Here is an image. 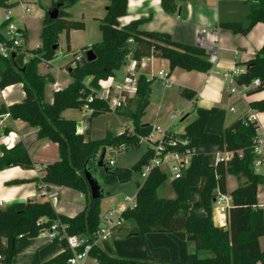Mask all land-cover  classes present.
<instances>
[{
    "label": "trees",
    "instance_id": "obj_1",
    "mask_svg": "<svg viewBox=\"0 0 264 264\" xmlns=\"http://www.w3.org/2000/svg\"><path fill=\"white\" fill-rule=\"evenodd\" d=\"M77 0H52V7L61 4L59 15L49 18L47 11L42 19L40 31L41 43L32 49L22 47L20 51L8 57L0 56V88L12 84H22L25 92L21 102L1 105L0 114L8 113L14 119L28 122L37 128V138H46L58 145L59 158L44 165L41 181L47 186L57 185L72 188L84 194L86 203L83 210L74 216L57 212L49 199L18 201L6 206L0 205V255L1 264H11L16 254L17 243L23 239L35 238L58 223L65 227L68 235H77L91 240L100 227V202L105 194L92 198L85 172L89 171L99 182L125 183L132 179L134 172H141L153 157V149L147 146L144 154L131 167H112L106 160L98 165V156L108 147L119 148L124 145L136 147L142 137L153 131V126L143 123L150 101L153 80L140 73L137 91L129 97L127 105L114 111L127 115L133 123L132 129L125 126L120 133L107 131L103 137L87 138L77 131V123L63 116L66 109H79L85 103L90 88L99 89L100 82L114 76L115 71L125 64L129 55L137 61L159 57L167 59L169 71L183 68L187 71L209 72L213 68L206 50L202 47L175 41L167 32L141 29L144 19H136L121 24L120 18L127 14L128 0H109L106 14L99 19L101 40L91 46L96 56L93 61L86 58L70 68L72 81L54 92L51 103L45 100L46 84L53 81L51 74H40L38 65L42 61L54 59L59 47V35L85 28L82 20L70 18L66 11ZM4 0H0L3 4ZM178 0H161L167 13H174ZM249 5L248 23L242 21L221 22L222 28L233 33L247 34L258 22L264 23V0H246ZM12 5V4H11ZM48 10V9H47ZM27 38V31H25ZM0 38L5 39L0 29ZM130 42H133L131 46ZM246 70L236 77L239 85H250L259 79V85L252 87L249 93L264 90V44L246 63ZM87 78H90L86 84ZM181 94L188 99L196 92L182 89ZM251 109L264 113V98L249 103ZM91 115L97 116L112 111L108 104L95 99L89 106ZM218 107H194L195 117L188 121L184 131L175 136L187 138L192 149L189 165L182 170L180 177L170 180L174 197L158 194V189L169 179L170 174L153 167L142 184H138L135 195L136 205L123 212L124 223L113 228L112 236L93 246L89 254L98 264H264V249L259 239L264 235V210L258 206V185L264 183V177L255 171L256 154L253 140L258 135L259 123L244 114L225 126L220 132L206 130L209 118L218 112ZM172 134V132H169ZM202 144L217 145L222 152H233L230 159H220L216 164H208L197 148ZM0 170L21 166L32 168L35 162L26 146L18 142L12 148L2 147ZM243 177L244 181L236 187L230 196L232 204L228 212V226H217L213 222V202L217 192L228 193L227 176ZM11 181L8 183H17ZM198 188V197L191 200L189 191ZM202 209L205 214H178L180 210ZM151 232L171 233L194 245L195 250L185 260L150 258L139 260L119 257L114 241L136 236L146 242ZM64 250L43 264H66L72 255L66 239L61 240ZM202 251L203 255L199 254Z\"/></svg>",
    "mask_w": 264,
    "mask_h": 264
},
{
    "label": "crops",
    "instance_id": "obj_2",
    "mask_svg": "<svg viewBox=\"0 0 264 264\" xmlns=\"http://www.w3.org/2000/svg\"><path fill=\"white\" fill-rule=\"evenodd\" d=\"M108 4L109 0H77L66 9L71 19L82 20L85 24L84 29L71 30L69 32L70 50L67 48V34L62 32V34L59 35V40L60 36L64 35L66 39V49L68 51L77 49L74 46V37L76 34L84 33L90 28L95 29L96 38L84 42V44H81L79 47H88L101 40L99 19L103 18L106 14ZM30 7V9H33V5ZM48 7V9H51L52 3L51 6ZM248 12L249 5L246 3V0H178L177 9L174 13L165 12L162 8L161 0H128L127 14L120 18L121 24H127L136 19H144L140 26L143 30L167 32L175 41L204 48L208 56L213 49L217 48L218 50L217 61L213 64V68L209 72L187 71L180 67L175 68L171 72V83L180 87V93L184 88L196 92L195 97L191 100L188 99L192 107V115L190 112L184 115L181 119V129H176L173 123L160 129L158 126L161 125L159 121H143V123L151 124L153 129L154 127L158 129L157 134L154 133V130L152 131L154 137L160 136V134L168 128H171L175 133H182L186 123L195 117L193 109L197 106L205 108L216 106L219 109L216 115L211 116L207 122L206 130L209 132L218 133L238 117L244 114H250L255 116L260 126L259 133L264 135V113L257 112L249 106L251 101L264 98V90L250 94L249 90L254 86L251 85L247 88H243L242 85L237 83V91L231 92L224 76L228 74L234 76L236 79L240 73L246 70L245 63L250 60L264 44V23L262 22L256 23L247 34L233 33L220 26L221 22L227 21H242L247 24ZM22 24L23 26H18L25 28L28 39L27 25L25 22H22ZM130 44L131 46L134 45L133 42H130ZM130 58L131 55H129L125 64H123L119 70L115 71L113 81H120L123 78L127 71ZM46 63L52 65L50 62ZM142 63H144V65L141 64L138 67V73L148 75L151 72L156 73L161 69L166 72L169 71V62L164 58H145ZM70 65H75L72 57L61 64L59 66L60 69L56 72L46 73L53 76V81L50 82L52 87L51 92L47 93L45 87V100L47 102L51 103L53 101L54 92L65 88L72 81L69 69ZM39 66L40 63L38 65V72L43 74L40 72ZM235 69L239 70L238 75L234 74ZM64 72L68 74V78L62 80L60 76L64 74ZM151 95L152 89L150 97ZM24 96L25 92L22 84H12L6 89L4 96H0V106L3 104L8 106L21 102ZM227 106H229L232 115L226 117L224 108ZM75 111H79L81 114L76 115ZM91 112L92 109L82 106L79 109H66L63 112V116L75 120L77 123V131L87 138H92L93 118L95 116H92ZM218 115H220L218 117L220 120L219 128L213 129L208 127L209 123ZM0 119L2 120V124L0 125V155L2 154L1 148H7L5 137L12 133L14 140L10 148L18 142L23 143L35 162V166L32 168L11 166L0 170V205L6 206L13 202L27 201L28 199H46L44 196L40 195V191L43 187L41 177L44 174V165L54 162L59 158L57 153L58 145L46 138L38 139L37 128L31 126L28 122L14 119L6 114H0ZM128 127L132 129L131 126ZM206 145L207 144L200 145L197 148V152L204 155V159L208 164L214 165L218 161V154H223L224 152L220 151L218 146L214 144V149L205 150L204 146ZM207 156L212 160L208 161ZM41 167H43V169H40ZM259 174H262L264 177V165L260 167ZM170 180L171 179L168 180L169 184ZM11 181L20 182L8 183ZM243 181V177L229 174L227 176V194L230 195V192L242 184ZM46 188L59 192L57 200L51 201L57 212L68 216H74L84 209L86 200L83 193L65 186L50 185L46 186ZM163 191L166 193L167 197H174L175 195L173 189H170L168 185L163 188ZM136 192L132 197H135ZM189 197L191 200L197 199V187H192L190 189ZM262 204H264V183L258 185L259 207H262ZM262 208L264 210V207ZM190 213L205 214L202 209H191L189 211L180 210L178 212L181 216H186ZM212 218L215 225L228 226V214L220 213L215 206H213ZM133 238L137 237L130 236L126 239H117L114 241V248L119 257L139 260H148L150 258L185 260L187 256L195 250L191 242L182 240L174 234L151 232L146 235V242L141 241L140 249L136 250L134 254L132 250L129 251V248L133 247V245H130L132 243H127ZM262 238H264V236L259 239V242L261 248L264 249ZM63 250V242L59 239L51 238L48 231H45L35 238L20 240L17 243L16 254L11 264H43ZM199 254L203 255V252L200 251Z\"/></svg>",
    "mask_w": 264,
    "mask_h": 264
},
{
    "label": "built area",
    "instance_id": "obj_3",
    "mask_svg": "<svg viewBox=\"0 0 264 264\" xmlns=\"http://www.w3.org/2000/svg\"><path fill=\"white\" fill-rule=\"evenodd\" d=\"M38 1L40 0L22 1V7L24 10L29 11L30 6ZM11 4H14L11 0H4L3 4H0V7L5 9L3 12L2 25H4L7 29L6 34L1 31L5 37V39L0 38V56L2 57H8L20 51L26 39L25 28L19 27L13 22L14 12L12 11V8H10L12 6ZM86 50L87 49L83 50L81 54L75 55L74 64L85 58ZM217 58L218 50L215 48L211 51L209 60L214 64L216 63ZM142 61L143 60L137 61L131 57L127 66V71L120 81H113V76H111L107 80L100 82L99 89L90 88V93L86 96L83 106L90 108V104L93 103L95 99H100L105 101L112 111L125 107L127 105L128 98L133 97L137 91L138 76L140 74L137 69L141 64L144 65ZM234 74L238 75L239 70L235 69ZM224 76L230 91H237V82L234 76H230L228 74H225ZM147 77L152 80L157 78L165 86H168L171 83L168 72L162 69L156 73H149ZM89 81L90 78H87L86 84H88ZM259 83V79H254L250 85L243 84L242 87L247 88L251 85L257 86ZM9 87L10 85L5 88H0V96L3 97L6 89ZM5 114L7 116L9 115L8 113ZM250 117L251 119H256L254 115H250ZM175 118L176 117L174 115L170 116L171 120H175ZM1 124L2 120L0 119V125ZM169 132H172V134H169ZM174 133L175 132H173L171 128H168L158 137H154L151 133L147 137L141 138L142 141H145L148 146L153 149V157L144 167V171L142 172L143 177H146L153 167H158L167 171L170 174V179L178 178L180 177L182 170L189 165L193 150L188 147V139L175 136L176 133ZM13 140L14 137L12 133L5 137L8 149L12 146ZM253 150L256 154L254 168L255 171L259 173L260 167L264 165V135H261L259 130L258 135L253 140ZM232 157L233 152L230 151L218 154V160L230 159ZM109 164L113 165L112 160L109 161ZM40 169H43V167ZM42 184L43 187L40 191V195L50 201H56L59 196V192L57 190H49L46 188L47 185L45 183ZM231 204L232 198L229 194L217 192L213 206H215L220 213L228 214ZM135 205V197L126 195L122 202L107 208L101 218L100 227L91 240H87L86 238L77 235H68L65 231V227L63 225L59 227L58 223L51 225L47 231L53 239H66L68 247L72 252V255L69 257L66 264H98L97 260L90 256V250L93 246L100 245L102 241L110 238L113 233V228L124 223L123 212L128 208H133ZM262 207H264V204H262ZM1 263L2 256L0 255V264ZM259 264H262V262L259 261Z\"/></svg>",
    "mask_w": 264,
    "mask_h": 264
},
{
    "label": "rangeland",
    "instance_id": "obj_4",
    "mask_svg": "<svg viewBox=\"0 0 264 264\" xmlns=\"http://www.w3.org/2000/svg\"><path fill=\"white\" fill-rule=\"evenodd\" d=\"M11 1L14 2V4L10 7L14 12L13 22L19 26H23L22 22H25L28 28V39H25L23 47H36L41 43L40 31L42 27V17L49 8L48 6H51V0H40L36 3H33V9H29V11L24 10L22 7V1L26 2L28 0ZM4 10L5 9L3 7H0V27L1 31L6 34L7 29L4 25H2ZM95 38V29L93 28L88 29L84 33L76 34V36L74 37V46L77 49L73 51H68L66 49V39L64 35H61L59 40L60 47H58L54 59L50 61L52 65H49L45 61H42L39 66L40 72L43 74H46L48 72H56L60 69L59 66L63 64L66 60L71 57L74 59L75 55L81 54L83 52L84 47H79L81 44H84V42H87L88 40H94ZM71 67L73 66L70 65L69 69ZM60 78L62 80L68 78V74L64 72V74H62ZM169 79L171 80V75H169ZM151 89L152 95L150 97L146 113L142 117V122L159 121L161 124L158 125L160 129L170 123H173L176 129H181V119L188 112H192V107L189 104L188 98L181 95L180 87L172 83H170L168 86H165L159 79L155 78L153 79ZM51 90L52 87L51 83L49 82L46 85V91L47 93H49L51 92ZM224 109L226 117L232 115V112H230L229 110V106ZM75 114L80 115L81 113L79 111H75ZM171 115H174L176 117L175 120L171 121ZM219 116L220 115L215 117L214 120L209 123L208 127L218 129V126L220 124V120L218 118ZM127 125L131 126V128L133 127L132 120L127 115L118 114L114 111L100 114L93 118V128L91 137L93 139L103 137L106 134L107 130H111L112 132L118 133L121 132ZM153 130L154 133L157 134L158 129L154 127ZM147 146L148 144L145 141L141 140L140 144L136 147L128 145H124L119 148L108 147L106 149V160H112L113 165H110L112 167H131L144 154L147 149ZM204 149H214V146L213 144H207L206 146H204ZM57 153L59 157L58 146ZM207 158L208 161L212 160L208 156ZM143 171L144 168L141 172H134L132 179L125 183L105 182L103 184L106 194L100 202L101 218L107 208L112 206L114 203L122 202L126 195L131 197L134 196L135 192L137 191L138 184H142L145 179L142 176ZM166 185H168V187L172 189L169 184V181H167L163 186L158 189V194L160 196L167 197L166 193L163 191V188ZM127 243H132L130 245H133V247H130L129 251L132 250L134 254L136 253V250L140 249L141 240H139V238H133L132 240H130V242ZM262 243L264 244V238H262Z\"/></svg>",
    "mask_w": 264,
    "mask_h": 264
},
{
    "label": "water",
    "instance_id": "obj_5",
    "mask_svg": "<svg viewBox=\"0 0 264 264\" xmlns=\"http://www.w3.org/2000/svg\"><path fill=\"white\" fill-rule=\"evenodd\" d=\"M60 7H61V4H56L51 9H48L47 14H48L49 18H51V19L57 18L59 15ZM85 58H86L87 62L93 61L96 58V56H95V54L91 48H89L85 51ZM105 154H106V150L103 149L98 156V165L99 166L102 165ZM85 177L88 181L89 188H90V194H91L92 198L97 199V198L102 197L105 194L103 183L99 182L96 178H94L93 175L91 174V172H89V171L85 172ZM214 201H215V199H214Z\"/></svg>",
    "mask_w": 264,
    "mask_h": 264
}]
</instances>
